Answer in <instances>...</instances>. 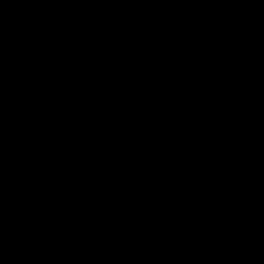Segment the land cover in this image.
I'll list each match as a JSON object with an SVG mask.
<instances>
[{"label":"water","instance_id":"95a60500","mask_svg":"<svg viewBox=\"0 0 264 264\" xmlns=\"http://www.w3.org/2000/svg\"><path fill=\"white\" fill-rule=\"evenodd\" d=\"M0 264H264V0H0Z\"/></svg>","mask_w":264,"mask_h":264}]
</instances>
